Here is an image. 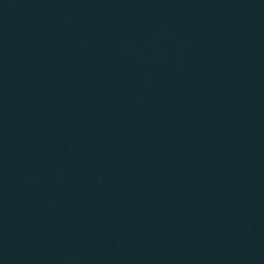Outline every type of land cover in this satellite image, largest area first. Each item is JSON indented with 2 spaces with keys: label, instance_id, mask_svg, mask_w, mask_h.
<instances>
[{
  "label": "water",
  "instance_id": "1",
  "mask_svg": "<svg viewBox=\"0 0 264 264\" xmlns=\"http://www.w3.org/2000/svg\"><path fill=\"white\" fill-rule=\"evenodd\" d=\"M0 264H264V0H0Z\"/></svg>",
  "mask_w": 264,
  "mask_h": 264
}]
</instances>
